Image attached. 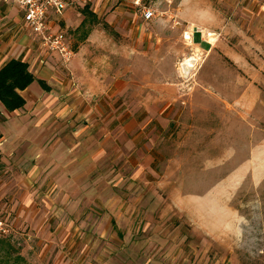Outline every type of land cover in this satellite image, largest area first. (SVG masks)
I'll return each instance as SVG.
<instances>
[{
	"label": "rangeland",
	"instance_id": "1",
	"mask_svg": "<svg viewBox=\"0 0 264 264\" xmlns=\"http://www.w3.org/2000/svg\"><path fill=\"white\" fill-rule=\"evenodd\" d=\"M252 1H73L98 8L100 23L70 27L75 51L86 47L69 64L108 137L93 140L92 162L58 155L56 134L76 125L44 130L39 98L0 104L12 224L0 264H264V20ZM194 31L209 47L185 38Z\"/></svg>",
	"mask_w": 264,
	"mask_h": 264
},
{
	"label": "crops",
	"instance_id": "2",
	"mask_svg": "<svg viewBox=\"0 0 264 264\" xmlns=\"http://www.w3.org/2000/svg\"><path fill=\"white\" fill-rule=\"evenodd\" d=\"M67 1L69 2L68 7L62 14H52L50 23L55 30L66 33L74 49V40L70 27H79L81 25L84 20L82 15L84 14V8L81 11L75 10V8L71 7L74 0ZM256 2L257 0H253L250 3V10L256 11ZM261 4V8L257 10L258 17L264 20V0H262ZM91 11L100 19L98 8ZM116 12L118 11L116 10ZM114 17V13L106 15V22L104 23L108 24V26L109 24L116 25L117 23L113 20ZM135 21L133 22V27L139 30V25H136ZM208 30L206 29V31ZM210 34L215 36L216 33L208 32L209 36H211ZM191 35L194 40L199 42L200 47L207 48L209 47L208 43H212L210 40H206L204 35L202 36L198 31H194ZM197 36L199 37L198 40ZM213 39L217 40L219 37L217 36ZM85 47L86 44L84 43L83 48ZM83 48L78 52L74 49L75 54L71 60L75 56H78L79 60L83 53ZM11 59H21L27 62L29 69L36 78L44 80L47 85L45 87L38 80H35L26 89L22 90L21 94L26 99V104L23 108L16 111L28 108L29 104L36 102L35 99L39 98L37 108L39 118L44 121V124H42L44 130L47 131L62 124L63 126L68 124L76 125L74 130L64 128L60 134H56L55 137L59 139L57 143L59 146L55 154L59 155L65 150L67 152L65 155L74 157L81 155L84 158L80 159V161L92 162L91 158L96 152L91 147L93 140L96 139V136L97 138L103 137L104 134L108 137V134L102 130L107 121V118H103L104 111L102 106L97 102L93 105L91 85L89 86L86 79H81L82 82L78 81L75 74H80V72L76 68H71L69 64L71 60L63 62L57 55L48 54L40 47L38 36L24 23L23 10L19 6L0 0V69ZM68 75H71L70 80L67 79ZM66 137L75 141L72 148L67 147L69 144H63V139ZM45 138L46 141L42 147L43 150L40 152L41 155H46L49 152L47 145L50 144L48 139L50 140L51 137L48 135ZM69 161L72 163V169L75 158L72 157ZM78 161L79 159L76 160V162Z\"/></svg>",
	"mask_w": 264,
	"mask_h": 264
},
{
	"label": "built area",
	"instance_id": "3",
	"mask_svg": "<svg viewBox=\"0 0 264 264\" xmlns=\"http://www.w3.org/2000/svg\"><path fill=\"white\" fill-rule=\"evenodd\" d=\"M23 10L26 26L38 36L39 44L48 54L57 55L63 62L72 59L75 52L65 32L55 30L51 25L52 14H62L68 7L67 0H4ZM155 12L145 8L143 16L150 19ZM12 224L4 211L0 210V240L10 236Z\"/></svg>",
	"mask_w": 264,
	"mask_h": 264
},
{
	"label": "trees",
	"instance_id": "4",
	"mask_svg": "<svg viewBox=\"0 0 264 264\" xmlns=\"http://www.w3.org/2000/svg\"><path fill=\"white\" fill-rule=\"evenodd\" d=\"M86 5L83 9L86 15L81 25L77 28L83 27L86 23L87 17L90 16L95 22L100 23V19L93 11H88ZM104 26L108 24L104 23ZM86 36H83L85 39ZM35 80H38L43 86L47 87L46 82L42 79H37L36 76L29 69L27 62L21 59H11L0 69V104L7 112H14L21 109L26 104V99L21 94V91L26 89ZM2 116V110L0 108V117Z\"/></svg>",
	"mask_w": 264,
	"mask_h": 264
},
{
	"label": "bare ground",
	"instance_id": "5",
	"mask_svg": "<svg viewBox=\"0 0 264 264\" xmlns=\"http://www.w3.org/2000/svg\"><path fill=\"white\" fill-rule=\"evenodd\" d=\"M210 35H212V34H210ZM185 38H186L187 40H190V38H191V33L187 32L186 35H185ZM194 60H195V58H191V59L188 60V61H189V62H193Z\"/></svg>",
	"mask_w": 264,
	"mask_h": 264
}]
</instances>
